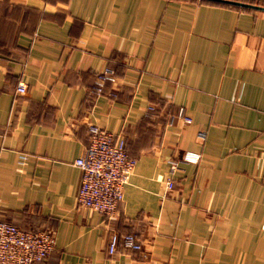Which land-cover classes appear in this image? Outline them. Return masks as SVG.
Here are the masks:
<instances>
[{
  "label": "crops",
  "instance_id": "crops-1",
  "mask_svg": "<svg viewBox=\"0 0 264 264\" xmlns=\"http://www.w3.org/2000/svg\"><path fill=\"white\" fill-rule=\"evenodd\" d=\"M90 124L136 158L112 216L77 201ZM185 150L200 160L170 173ZM0 219L54 233L34 264H264V9L0 0ZM116 233L142 249L110 252Z\"/></svg>",
  "mask_w": 264,
  "mask_h": 264
},
{
  "label": "built area",
  "instance_id": "built-area-1",
  "mask_svg": "<svg viewBox=\"0 0 264 264\" xmlns=\"http://www.w3.org/2000/svg\"><path fill=\"white\" fill-rule=\"evenodd\" d=\"M116 71L106 65L96 74L94 92H103L108 81L115 82ZM27 89L24 82H19L17 90ZM153 109V106H149ZM177 117L181 124L189 122L184 108L180 107ZM204 138V130L198 132ZM201 154L185 150L180 158H170V173L179 168L180 161L196 163ZM74 164L82 170V178L77 194L81 206L92 208L107 216L114 215L124 198V188L129 182L136 164L123 135L114 133L100 125H89V140L83 151L74 159ZM173 179L166 181V188H172ZM122 243L131 249L141 250L142 243L135 233L112 236L109 251L113 252ZM55 246V235L49 230H31L0 219V264H34L46 258Z\"/></svg>",
  "mask_w": 264,
  "mask_h": 264
},
{
  "label": "water",
  "instance_id": "water-1",
  "mask_svg": "<svg viewBox=\"0 0 264 264\" xmlns=\"http://www.w3.org/2000/svg\"><path fill=\"white\" fill-rule=\"evenodd\" d=\"M211 1L222 2V3H227V4L237 5V6H243V7L264 9L263 6H259V5L239 1V0H211Z\"/></svg>",
  "mask_w": 264,
  "mask_h": 264
},
{
  "label": "trees",
  "instance_id": "trees-1",
  "mask_svg": "<svg viewBox=\"0 0 264 264\" xmlns=\"http://www.w3.org/2000/svg\"><path fill=\"white\" fill-rule=\"evenodd\" d=\"M110 82H112V81H110Z\"/></svg>",
  "mask_w": 264,
  "mask_h": 264
}]
</instances>
